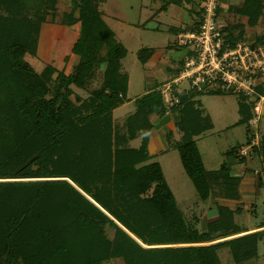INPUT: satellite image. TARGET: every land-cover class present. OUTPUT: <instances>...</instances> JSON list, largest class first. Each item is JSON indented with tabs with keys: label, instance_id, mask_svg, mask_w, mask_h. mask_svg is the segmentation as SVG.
<instances>
[{
	"label": "trees",
	"instance_id": "1",
	"mask_svg": "<svg viewBox=\"0 0 264 264\" xmlns=\"http://www.w3.org/2000/svg\"><path fill=\"white\" fill-rule=\"evenodd\" d=\"M52 2L0 0V264H105L112 257H121L124 264H220L214 254L220 246H229L238 263L246 261L261 232L209 247L193 245L243 230L230 222L231 211L221 208L223 216L209 221L204 230L188 227L159 163L148 162L149 116L167 113L160 91L135 99L136 109L125 122L127 133L112 126L111 111L125 101L127 74L121 60L126 49L95 9L94 0H72L77 16L68 13L61 18L67 25L80 23L70 49L78 60L68 74L59 71L53 77L51 65L37 71L23 59L35 48L39 25ZM257 2L247 0L249 6ZM201 11L198 7L188 29L198 24ZM226 37L232 43L229 33ZM150 56L148 48L136 52L142 63ZM97 71L99 86L85 99L76 95L72 87L85 89ZM222 90L176 93L179 102L168 110L179 136L172 147L202 200L208 196L209 180L194 137L210 124L200 117L194 98ZM238 97L243 110L239 122L247 131L251 102ZM171 133L167 130L166 139ZM138 136L139 146L130 147L128 142ZM259 142L255 152L262 155L264 166V135ZM227 169L220 167L223 177H230ZM44 176L69 182L16 180ZM104 225L113 229L111 239L104 236Z\"/></svg>",
	"mask_w": 264,
	"mask_h": 264
},
{
	"label": "rangeland",
	"instance_id": "2",
	"mask_svg": "<svg viewBox=\"0 0 264 264\" xmlns=\"http://www.w3.org/2000/svg\"><path fill=\"white\" fill-rule=\"evenodd\" d=\"M94 1L95 9L101 14L103 21L126 48V55L121 60V69L128 75L126 96L130 99L113 111L112 126L119 132L124 131L127 133L125 122L126 118L135 109L133 99L143 95L144 92L156 86V84L159 85L157 89L161 91L163 89L162 84L178 74L181 65L179 63L175 66V71L167 77L166 70L164 71L166 67L163 69L167 65L159 62V68L155 72V70H151V67H147L145 63L136 58L137 50L141 47V44H144L143 46L146 43L160 44L167 37L169 42L172 41L173 35L167 32L171 26L177 27L182 24L184 26L183 30L193 26V21L196 20L194 18L195 13L201 5V0H169L175 3L166 4V8L161 10V6H165L162 0ZM257 3L255 6H249L247 0H218L217 22L224 33L230 34V42L241 41L246 45H253V47L264 46V0H258ZM68 13H71L74 17L77 16V10L72 4V0H53L51 9L47 7L45 19L39 25L35 48L32 52H27L23 56V59L33 69L40 71L45 65H51L55 68L53 74V77H55L59 71L68 74L77 63L78 59L70 52V49L80 31V23L75 22L72 25L62 23V16ZM181 20H183L182 23ZM152 22H155L158 28H155ZM151 26L153 29L150 28ZM178 28L180 29V27ZM184 54L183 48L173 51L174 58L177 57L176 61L179 62L180 60L182 62ZM173 60L176 63L175 59ZM157 80L159 83H157ZM160 80L162 81L160 82ZM100 81L101 72L97 71L85 89L75 87H72V89L76 95L85 99L92 90L99 86ZM186 87L187 84L184 82L180 84V89ZM260 87L264 91V85ZM220 93L222 102L228 109V118L232 124L225 129L210 128L195 140L203 167L206 172L210 173V178L208 177L209 193L206 199H200L192 181L187 176L181 164L178 150L172 147L173 140L166 139L165 132H167V128H160L161 125L171 122L173 119V115L168 111L160 117L156 115L152 118L153 120L155 118L158 123L155 122L156 124L152 126L149 132L150 136L148 138L151 137L152 140L151 143L148 141L150 146L147 150L148 153L153 154V157L148 162L159 163L164 179L173 194L176 206L188 227L204 230L209 221L217 219L219 215L223 216L224 213H221V208L225 212L227 209L231 211L230 222L238 229H249L264 223V166L261 161L262 155L255 152L258 147L254 146L255 149L251 148L247 152L248 157L253 159H246L245 163L239 165L237 160H239V155L243 156V154L237 152L235 159L234 154H227V152L231 149L236 151L243 144L245 138H248V135L252 136L253 142L260 144L259 141L264 135V99L260 102V113L257 120L253 124L248 121V134L246 133V124L237 123L239 114L236 109L240 100L238 94L224 90ZM262 95L264 96V92H262ZM71 98L73 99V96ZM170 127H173L171 123ZM139 139L141 137L132 139L130 144L138 145ZM254 159L260 163L253 162ZM222 164L231 170L229 175L232 179L224 177L225 182L220 179L223 178L220 174L225 171L219 170ZM235 175L238 177H235ZM245 176L247 177L244 178ZM38 179L50 180L57 178L44 176L16 180ZM66 180L69 182L68 179ZM150 191L146 195H149ZM103 211L108 215L105 210ZM259 231L261 232L262 229ZM103 232L106 238L111 239L113 237L114 231L108 225L103 226ZM128 235L135 238L130 233ZM232 237L235 236L231 235L193 245L209 247L212 243ZM256 238L255 252L244 262L238 263L234 260L229 246L215 248L214 254L220 264H264V232L258 234ZM135 240L137 239L135 238ZM182 245L185 244L143 246ZM203 252L208 253L207 251ZM105 264H124V261L121 257H112Z\"/></svg>",
	"mask_w": 264,
	"mask_h": 264
},
{
	"label": "built area",
	"instance_id": "3",
	"mask_svg": "<svg viewBox=\"0 0 264 264\" xmlns=\"http://www.w3.org/2000/svg\"><path fill=\"white\" fill-rule=\"evenodd\" d=\"M218 7V0H201L198 24L177 35L176 43L185 54L178 74L161 86L163 106L168 111L177 104L176 93L182 91L220 88L251 102L253 116L249 123L253 124L264 99L256 90L264 85V46L253 47L241 41L229 43L217 22ZM182 82L187 84L185 89H180Z\"/></svg>",
	"mask_w": 264,
	"mask_h": 264
},
{
	"label": "crops",
	"instance_id": "4",
	"mask_svg": "<svg viewBox=\"0 0 264 264\" xmlns=\"http://www.w3.org/2000/svg\"><path fill=\"white\" fill-rule=\"evenodd\" d=\"M164 3H165V6L164 7H162L161 6V8H160V10L161 9H165L166 8V4H174L175 2H171V1H169V0H162ZM195 18V17H194ZM151 19V18H150ZM184 19V18H183ZM183 22V20H181V23ZM194 22V21H193ZM154 25H155V28H158V25H156L155 24V22H152ZM178 27H180V29L178 28ZM151 29H153V27L151 26L150 27ZM189 28V27H188ZM184 29V26L181 24V26H180V24H179V26H177V27H173V26H171V27H169L168 28V33H170V34H172L173 35V40L172 41H170L169 42V40H167L168 39V37L165 39V41L163 42V43H160V44H152V43H146L145 44V46H143L144 44H141V47L139 48V49H141V48H148L149 50H151V56L149 57V59L147 60V61H145L144 63H145V65L147 66V67H151V70H155V72H156V70H158V68H159V62L160 63H164V65H167V66H164L163 67V69H164V71L166 70V74H167V77L169 76V74L170 75H172V73L175 71L174 69H175V66H177V65H179V63L181 64V60H180V62L179 61H176L177 60V57H175L174 58V55H173V51H175V50H177V49H180L181 47H179L178 45H177V43H176V37H177V35L180 33V31H182ZM114 33V32H113ZM114 35H115V33H114ZM115 38H116V35H115ZM116 40H118L117 38H116ZM119 41V40H118ZM120 42V41H119ZM144 43V42H143ZM123 45V44H122ZM124 46V45H123ZM126 49V48H125ZM138 49V50H139ZM137 50V51H138ZM137 58V57H136ZM181 58V57H180ZM173 59H175V61H176V63L174 62V60ZM149 63H150V66H149ZM121 68H122V63H121ZM122 70V69H121ZM122 71H124V70H122ZM127 74V73H126ZM157 75V74H156ZM128 76V75H127ZM158 77H159V75H157ZM170 79V78H169ZM127 81H128V77H127ZM162 80H160V82H161ZM157 83H159L158 82V80H157ZM159 85L158 84H156V86H154V87H152V88H149L146 92H144L143 94H145V93H147L148 91H150V90H153V89H155V90H158L157 89V87H158ZM127 91V90H126ZM207 91V90H206ZM127 93V92H126ZM204 94H206V95H204ZM221 93L220 92H213V93H203V94H201V95H198L197 97H195L194 99H196L197 100V102L198 103H196L195 104V107H197L199 110H200V117L201 118H205V119H207L208 120V122H209V124H210V127L208 128V129H206L205 131H207V130H209L210 128H215V129H225V128H227L230 124H232L231 123V120L228 118L229 116H228V109H227V107L225 106V104L222 102V96L220 95ZM138 97H140V96H138ZM138 97H136V98H134L133 99V102L135 101V99H137ZM239 98V97H238ZM130 98H127V96H126V94H125V101L122 103V104H120V105H123L124 103H126L128 100H129ZM240 101L241 100H239L238 101V106H237V113L239 114V116H238V119H237V123H239L240 124V122H239V120L241 119V117H243L242 116V114H243V110H242V107H241V105H240ZM247 100H246V104H247ZM119 105V106H120ZM119 106H117L116 108H118ZM134 106H135V103H134ZM116 108H114L112 111H111V113H113V111L116 109ZM136 109V108H135ZM135 109H134V111H135ZM133 111V112H134ZM251 111V113H252V109L250 110ZM153 116H155L156 117V115L155 114H151L150 116H149V122L152 124V126H154V124H156V123H158L156 120H155V118H154V120L152 119L153 118ZM114 118V117H113ZM156 122V123H155ZM170 123H171V125L173 126V119L171 120V122H168V123H166V124H164V125H161L160 126V128H163V127H166L167 128V130H169L170 129V131L172 132L171 134H172V136H171V139L172 140H177L178 139V134H177V132H175V130H174V128L173 127H170ZM243 124H245V123H243ZM217 127V128H216ZM204 132V131H203ZM202 132V133H203ZM201 133V134H202ZM247 133V132H246ZM165 134H166V132H165ZM201 134H199V135H201ZM199 135H197V136H195L194 137V140H196V138L199 136ZM149 136H150V134H149ZM139 137V136H138ZM137 138V137H136ZM174 138V139H173ZM246 139L247 138H245V141H246ZM140 140L141 139H139V144H140ZM151 140H152V138L151 137H149V141H150V143H151ZM245 141L243 142V144L236 150V151H234L233 149H231V151L229 150V152H227V154L228 153H231V154H234V157L237 155V152L239 153V154H243V156H240L239 155V158H241V157H244V160L242 161V162H239L238 160V163H239V165H241V163H245L247 160L246 159H253L252 157H248V154H247V152H249L250 151V149L251 148H253L254 146H257L258 145V143H255V142H253V139H252V137H251V140H250V142L248 143V144H246L245 143ZM130 142H132V140H130L129 142H128V145L130 146V147H132V148H136V147H138L139 146V144L138 145H136V146H134V145H131L130 144ZM255 144H257V145H255ZM148 146H150V144H149V142H148V145H147V148H149ZM253 150V149H252ZM150 153V152H149ZM150 155H153V154H151L150 153ZM153 157V156H152ZM235 159H236V157H235ZM253 162H258L257 160H253ZM258 163H260V162H258ZM231 165V164H230ZM229 165V166H230ZM222 166V165H221ZM227 167V166H226ZM227 168H229V167H227ZM227 172H228V175L231 173V170L229 169V170H227ZM215 175H216V173H214ZM207 175H208V177L210 178V173H208L207 172ZM220 176H222L221 174H220ZM237 175H235V177H236ZM238 177V176H237ZM247 176H245L244 178H246ZM220 178V177H219ZM258 178H259V176H258ZM222 181H224V177L223 178H220ZM225 182V181H224ZM262 225V224H261ZM261 225H259V226H255V227H253V228H249V229H241V230H243V231H241V232H238V233H236V234H233L235 237L236 236H240V235H243V234H249V233H253V232H257V231H259V230H261L262 229V231H261V233H263L264 232V226H261ZM239 234V235H238Z\"/></svg>",
	"mask_w": 264,
	"mask_h": 264
},
{
	"label": "water",
	"instance_id": "5",
	"mask_svg": "<svg viewBox=\"0 0 264 264\" xmlns=\"http://www.w3.org/2000/svg\"><path fill=\"white\" fill-rule=\"evenodd\" d=\"M57 179H67V178H57ZM87 198H89L88 196H87ZM93 203H95L91 198H89ZM96 204V203H95ZM99 207V206H98ZM106 214V213H105ZM109 216V215H108ZM111 219H113L112 217H110ZM115 221V220H114ZM116 222V221H115ZM117 223V222H116ZM118 224V223H117ZM119 225V224H118ZM120 226V225H119ZM124 229V228H123ZM126 231V230H125ZM127 232V231H126ZM127 233H129V232H127Z\"/></svg>",
	"mask_w": 264,
	"mask_h": 264
}]
</instances>
